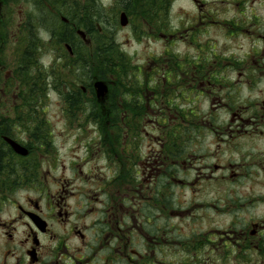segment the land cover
I'll list each match as a JSON object with an SVG mask.
<instances>
[{"label": "flooded vegetation", "instance_id": "obj_1", "mask_svg": "<svg viewBox=\"0 0 264 264\" xmlns=\"http://www.w3.org/2000/svg\"><path fill=\"white\" fill-rule=\"evenodd\" d=\"M236 5L231 20H209L218 22L230 36L257 33L248 54L201 58L189 62L187 69L178 64L179 75L188 78L192 89L213 93L205 120L207 163L199 170L205 190L217 193L206 201L207 214L229 220L205 227L202 218L194 216L191 208L183 210L185 205L174 198V188L194 185L176 173L182 167L192 168L195 136L168 133L165 137L164 131L158 135L157 177L151 184L145 170L136 167L142 157L132 153L136 137L130 135L111 136L107 141L99 137L94 142L104 145L106 171L83 169L75 159L69 163L58 155L60 147L43 112V91L47 94L56 88L63 96L81 87L82 94L92 96L90 102L84 100L90 111L119 108L130 118L132 111L141 112L145 120L146 112L165 105L163 92L166 83H172V73H157L151 83L142 80L138 95L131 93L126 103L121 100L115 105L111 91L110 98L98 97L95 74H88L87 81L83 72L71 76L64 59L61 87L53 73L41 70L34 77L39 91L36 102L22 104L16 95L20 85L10 102L13 69L6 71L0 63V174H15L21 181L0 193V264H264V20L259 10L246 19L245 10ZM26 26L17 24L12 33L15 40ZM3 28L0 24L1 43L6 40ZM21 112L29 114L25 126ZM7 138L27 147L29 154L16 153ZM224 155L235 159L223 160ZM110 167H115V173L109 172ZM150 185L154 193H144Z\"/></svg>", "mask_w": 264, "mask_h": 264}, {"label": "rangeland", "instance_id": "obj_2", "mask_svg": "<svg viewBox=\"0 0 264 264\" xmlns=\"http://www.w3.org/2000/svg\"><path fill=\"white\" fill-rule=\"evenodd\" d=\"M8 1L5 0V4L0 6V24H3L4 27L1 31L3 35L5 34L4 39H6L2 43L0 41V63L6 65V71L13 69L14 78L11 84L10 102L12 103L13 90L20 85L19 94L16 93L17 102L33 104L38 98L37 92H39L35 85L37 80L34 79L37 72L43 70L44 73H53L58 79V88L61 87L60 82L65 74L64 71L62 72L64 68L62 64H64V59H68L67 50L64 48L63 43L58 42L57 38L52 39L51 31L58 30V24L52 14H45L39 10L40 8L34 0ZM95 1V5H99V9L103 13L102 17L105 22H100L101 25H104L108 20L107 25L109 27L105 26L109 30L108 35L111 33L115 44L129 59L130 67L134 70L132 80L136 86L140 83H137L139 81L135 79L137 77L141 76V80L144 81L148 78V83H151L156 78L157 73H160L161 76L172 73L170 80L172 83H166V91L163 92L165 105L162 107L160 104L158 110L146 112L145 120H141L139 125V130L141 128L140 137L132 139V147L135 148L136 146V150L134 149L132 153L136 154L135 157H142V162L136 167L144 169L147 177L152 178L149 184L153 183L157 177L155 168L157 166L160 136L171 134L173 130H175L176 135L186 138L195 136L198 144L197 151L193 152L194 155L190 160L192 168L182 167L176 173V177L191 181L194 185L188 189L179 186L176 189L174 188V198L185 205L183 210L191 208L194 216L202 218L205 227L209 224L212 225V228L220 223V226L223 225L229 220L228 217L207 214L206 201L210 198L213 199V196H216L217 193L205 190V187H203L205 178L199 170L203 169L207 163L205 147L208 132L205 120L210 94L213 93L208 91L202 93L198 89H192L188 78L184 79L182 75H179L178 64L183 69H187L189 62L200 61L201 58L217 55L241 58L248 54L257 39V33L240 34L239 32L230 36V32L219 27L218 22L231 20L233 18L232 11L235 9L234 7H237V3L245 10L246 19L251 20L253 14L259 10L257 13L264 20V0H171L170 17L166 24L168 28L165 30L167 33L165 35L158 33L157 29H152L149 26L145 27L139 16H133V18L129 15L128 20L130 23L127 26L121 25L120 13L125 11L121 0ZM211 12L213 13L212 16H205ZM3 16H7V19H4ZM115 17L118 19L117 26L113 25L115 24ZM209 19H217L218 22L211 24ZM22 21H24L23 23L29 21L31 26H26L21 31V36L15 40L12 33L16 31L17 24ZM192 36L195 37L194 40H192ZM30 43L39 44L40 48L38 50L34 48L36 52H32L33 49ZM80 43L79 41V53L87 56V53L93 52L95 48L93 43L91 44L89 41L85 48ZM26 57L29 63L23 64L22 59ZM30 57H32V60ZM80 64L81 62L78 61L67 63L72 67L73 72L77 71L78 73L83 72L78 70ZM203 66H205V63L201 65L200 69ZM236 66L238 65H233V67ZM83 73L86 81L88 74L96 75V72L91 71L90 68L88 73ZM204 73L199 72L198 74ZM74 75L76 74L74 73ZM44 76L47 78V75ZM80 84L82 83L79 82ZM224 87L225 85L222 86L223 89ZM55 89H49L47 94L43 91L41 93V103L44 104L43 112L50 121V130L53 132L54 140L58 142L56 145L60 147L59 157L64 158L69 163L75 159V163L83 165V169L96 167L95 172L102 168L106 171L104 166L109 161L104 159L103 156L104 145L99 142L94 143L98 141L100 132L98 126L91 120V112L87 114L86 112L82 113L80 110L77 112L74 109V115L69 114V112L66 113L65 101L59 91ZM181 91L187 96L182 95ZM218 91L222 92V90ZM84 100L90 102L93 99L91 96L85 95ZM167 103H174L177 107ZM178 106L179 111H177ZM190 112H192V115ZM132 114L134 113L132 112ZM21 116V119L25 121H21V123L25 126L29 120V114L28 112H21ZM130 119L134 120L133 117ZM157 119L160 120V124ZM163 131L164 134L162 135L161 132ZM129 135L132 136L131 131ZM99 157L103 159L100 160ZM105 157H108L107 153ZM239 157L240 154L237 153V159ZM88 158H91V160ZM230 158L235 159L232 156L224 155L223 160ZM110 169L111 174L115 173L113 172L115 167H110ZM195 169H197L196 172ZM19 178V176L16 178L18 186L21 184ZM150 188H153V186H145L144 193H154ZM192 201L194 202L191 205ZM151 214L152 208L149 210V215Z\"/></svg>", "mask_w": 264, "mask_h": 264}, {"label": "trees", "instance_id": "obj_3", "mask_svg": "<svg viewBox=\"0 0 264 264\" xmlns=\"http://www.w3.org/2000/svg\"><path fill=\"white\" fill-rule=\"evenodd\" d=\"M15 1V0H14ZM38 7L45 14H52L56 23L58 24V30H52V39H58V42H68L70 43L73 55H68V61L70 62H81L78 70L85 73L91 71L96 72V77L106 80L107 82H112L111 85V95L113 94V102L117 105L120 102H127L129 94H139L142 88L141 76L135 78L139 80L138 86L132 80V75H134L132 67H130V62L126 54H124L119 47L115 44L113 36L108 32V20L104 25V18L102 11L99 9V5H95V0H34ZM124 10L130 15L139 16L142 24L145 27L149 26L152 29H157L158 31L166 27L169 19L171 0H121ZM68 4V5H67ZM49 6L53 7L56 12H62L70 21V23H63L58 20L55 11L47 12L46 8ZM65 7V9H64ZM102 17V18H101ZM101 18V19H100ZM134 18V17H133ZM115 24L118 25V19L115 17ZM29 23V21H28ZM72 24H76L78 27H82L87 31L91 39V44L95 46L93 52L90 51L86 55H82L78 52L79 41L80 44L84 46L81 38L75 32ZM100 24V28L98 26ZM162 25V26H161ZM109 27V26H108ZM32 47V44H31ZM27 59V57H26ZM32 59V57H30ZM136 68L135 66H133ZM88 72H87V71ZM132 70V71H131ZM131 71V73H130ZM78 74V72H73L72 67L69 65V75ZM133 73V74H132ZM140 74V72H139ZM71 75V76H72ZM132 81V82H131ZM80 87H74L69 93L63 94V100L69 107V114L74 115L75 110H79L87 114H90L91 120L95 125L98 126L100 132V138L107 141V138L111 136L124 137L132 133L133 137L139 138L141 133V128L139 130V125L141 124V112L132 111L134 120H131L129 113L124 109H113V111H102L97 109V111H90L85 107L84 96L81 93ZM69 94V95H67ZM110 98V97H109ZM122 100V101H121ZM75 109V110H74ZM129 112H131L129 110ZM127 134V135H126ZM136 134V135H134ZM171 135H176L175 131ZM122 143V141H118ZM15 174H0V193L7 191L17 185Z\"/></svg>", "mask_w": 264, "mask_h": 264}, {"label": "water", "instance_id": "obj_4", "mask_svg": "<svg viewBox=\"0 0 264 264\" xmlns=\"http://www.w3.org/2000/svg\"><path fill=\"white\" fill-rule=\"evenodd\" d=\"M128 23L127 20V16L125 13H122L121 15V24L122 25H126ZM80 35H82V37L86 40V33L83 30H79L78 31ZM97 87V91H98V95H102L105 96L106 92H107V86L103 83V82H99L96 85ZM10 143L13 145L14 149L21 154H27L28 150L26 148H24L23 146L19 145L18 143L14 142L13 140L9 139Z\"/></svg>", "mask_w": 264, "mask_h": 264}]
</instances>
